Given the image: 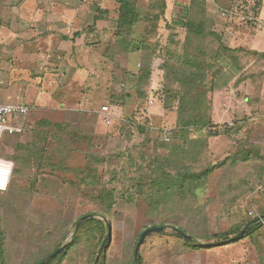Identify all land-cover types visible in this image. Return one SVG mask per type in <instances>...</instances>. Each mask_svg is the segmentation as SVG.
<instances>
[{
  "label": "rangeland",
  "instance_id": "rangeland-1",
  "mask_svg": "<svg viewBox=\"0 0 264 264\" xmlns=\"http://www.w3.org/2000/svg\"><path fill=\"white\" fill-rule=\"evenodd\" d=\"M93 1L98 18L91 21L96 27L87 42L93 64L99 55L105 62L101 58L100 73L92 67L94 73L75 80L87 83L84 104L75 110L53 108L46 101L37 105L31 94L33 102L27 103L32 112L24 133L5 137L0 144V264H38L67 242L72 248L53 264H94L107 231L103 234L96 223L77 231L87 215H102L112 227L102 264H135L132 252L140 235L161 225L165 231L150 235L141 247V264H198L197 250L186 246L173 226L199 242L214 243L211 235L264 213V46L259 47L261 55L221 50L229 45L230 27L252 33L258 26L221 15L237 0H205V9L201 0H151L150 6L140 0L142 20L133 37L140 42L144 30L154 27V35L147 39L151 51H156L152 77L162 76L160 83L151 78L139 90L128 73L144 54L114 48L106 56L116 44L118 7L111 9L115 17L111 7ZM190 1L195 5L188 12ZM1 4L3 20L8 13L11 17L12 10ZM147 15L156 22L148 25ZM183 18L192 19L191 29L200 27L202 33L188 31L179 23ZM186 40L189 56L183 68L166 72L186 73L183 83L192 92L198 90L180 99L175 95L178 86L167 82L163 66L170 57H180V63L185 59ZM228 62H235L240 71L235 81ZM25 80L20 85L24 91L26 83L31 91H40L39 84L45 82L41 85L45 97L57 95L52 73L42 81L27 74ZM90 80L95 86L87 87ZM181 89L188 91L183 85ZM24 96L11 104L24 102ZM103 107L111 112L110 123L99 114ZM178 125L184 126L176 130ZM166 128L176 130L168 142L157 132ZM31 150L32 157L27 154ZM207 170V181L204 175L191 181L192 174L199 179ZM182 179L186 184L180 188ZM102 193L110 195L111 202L102 204ZM222 247L205 250L216 253Z\"/></svg>",
  "mask_w": 264,
  "mask_h": 264
},
{
  "label": "crops",
  "instance_id": "crops-1",
  "mask_svg": "<svg viewBox=\"0 0 264 264\" xmlns=\"http://www.w3.org/2000/svg\"><path fill=\"white\" fill-rule=\"evenodd\" d=\"M119 1L99 0V4L106 7L105 9L111 7V11L115 6L119 7ZM93 2V0H0L5 10H12L11 17L8 13L9 16L4 17V20L3 15H0L2 17V21H0V55L1 53L4 55L2 58L0 57V104H11L15 100L22 101L20 96L23 93L25 100L19 103L33 102L31 94H34L37 105L38 102L46 101L53 108L60 106L65 110H75L84 104L82 98L86 96L84 86L87 83H78L75 80L79 77H88V74L93 72L92 69L98 68L99 71L98 66H101V58H103L99 55L94 59L97 63L93 64L91 56L93 51L90 50V44L87 42L90 34L88 28L92 26L91 21L95 19L96 15L92 8ZM143 3L140 0L136 1L137 5ZM151 3V0H147L145 4L150 6ZM14 8L18 9L16 13L13 11ZM112 14L116 17L115 13ZM259 20L256 25L258 26L257 30L252 33H244L242 29L235 26L230 27L228 29L230 35L228 47L250 50L254 53L263 52L259 47L264 46V0ZM85 23H87L86 28L84 27ZM97 26L99 25L97 24ZM1 43L5 45L1 46ZM6 56L10 58H5ZM103 62H105L104 58ZM228 63L227 66H233L232 81H235L239 77L240 71L235 62ZM139 67L140 64L137 60L132 72L136 74ZM98 71L96 76L100 78L101 71L99 73ZM33 72L44 76L34 78L33 75L36 74ZM49 73H52L58 82V85H54L57 95L55 94L50 99L45 97L41 88L45 82L39 84L40 91L35 88L31 91L32 87L29 83H26L25 91L20 86L23 79L27 78V74H30L32 79H41L42 81L49 77ZM237 73L238 75H236ZM161 76L158 77L154 74L152 81L157 80L160 83ZM25 81L27 82V80ZM91 82L93 81L90 80L87 87L95 86ZM95 82L97 85L100 83L96 79ZM107 113L106 116L111 115L110 110ZM102 115L104 114L102 113ZM205 249L207 248L197 250L198 264H264V222L261 227L247 237L223 246L216 253L215 251L209 253Z\"/></svg>",
  "mask_w": 264,
  "mask_h": 264
},
{
  "label": "trees",
  "instance_id": "trees-1",
  "mask_svg": "<svg viewBox=\"0 0 264 264\" xmlns=\"http://www.w3.org/2000/svg\"><path fill=\"white\" fill-rule=\"evenodd\" d=\"M136 1L137 0H120L119 1V7L117 9L116 31H115L116 44H115V47H113V49L112 48H109L108 50H106V56L107 55H110V54L112 55V51L115 50L114 48H121L122 50H124V52H126L128 54H131V53L144 54L143 59H141V61H140V67H139L138 72L136 74H134V73H128L129 76L131 78H133V80L136 81V84L138 86V89L140 90V87L143 86V85H146L148 83V81H150L151 78H152V61H153V56L155 55V52L156 51L154 52L153 49L151 51V47H149V45H148L149 40H147L151 36L154 35V33H152L153 32L152 29L154 28L153 26H150V27H148L147 29L144 30V34H143V37L141 39L142 41L138 42V41H135L134 40L133 35H134L135 27L140 23V20H142L141 17H140V13L138 11V8H137ZM262 2H263V0H259V3H258L259 13H260V9H261V6H262ZM194 5H195V3L193 1L192 2L190 1L189 7H188V12L190 11V8H192ZM201 5L205 9L206 1L205 0H201ZM183 17H185V15H183ZM95 18H98V17H95ZM144 20L148 22V25L149 24H152L154 21L156 22L155 17H150V15L147 17V19L145 17ZM181 20H184V21L179 22V23H181L182 26L187 27L188 31H191L194 34L197 33V35L199 33H202V31L200 30V27L197 28V31H194L193 29H191L192 26H193V24H194L193 21H192V19L185 20V18H183ZM247 25L249 26V24H247ZM94 26L95 25L89 27L88 28V32H93L94 29H95ZM210 33H211V35H215L212 32H210ZM189 41L190 40H186L185 41V45H184V48H183V55L185 56V59L181 63L178 62V60H179L180 57L177 58V59H174L173 57H170V60L169 61H166L165 64H164V66H163V70L166 73L165 79L169 83H170V80H172L173 81V85L174 86H178V89L176 88L177 91L175 90L176 91L175 95H177L178 98H180V99H181V95H183L184 98H186L189 94H194V92L197 91L198 89L194 88V92H192V89H188V85L187 84L185 85L183 83L184 80H185V77H186V73H183V72L177 73V72H174V71H170L171 73L168 74V72H166V71L172 70V69L181 68L183 66L182 64L186 61L187 57L189 56V51H188V49H189ZM221 50L226 53V52H234L236 50L239 51V50H242V49H230L229 47L226 46V47H224ZM231 50H234V51H231ZM145 53H147L146 56H145ZM255 54L261 55L260 53H255ZM110 59L113 60L111 57H110ZM215 61H216V59L213 58V61H211V62L212 63H215ZM186 63H185V66H186ZM219 75H220V73H219ZM213 82H212V85H213ZM182 85H183L184 88H187L188 91H183L181 89ZM213 87L216 88V83L215 82H214ZM99 114L102 115L101 112ZM103 119H104V117L102 118V120ZM183 126L184 125H182V126L181 125L180 126L178 125V127H176V130L179 129L180 127L183 128ZM212 126H214V123H213ZM231 129L232 128L229 127L227 129L228 132H230ZM176 130H175V132H176ZM214 134H219V133L216 132ZM27 154H28V156L31 155V157L34 155V153H33L32 150L29 153H27ZM209 171L210 170H207L205 174H201L200 177H199V179L197 178V175L196 174H192V178L194 177V179H191V181L197 182L199 180H202L203 179V175L205 176L204 177V182L207 181L208 178H209V175H208L209 174ZM90 176H91L92 180L95 179V177L92 175V172H91V175ZM187 181H190V180H187ZM179 183H180V188H181L182 187V184H186V180H183L182 179L181 181H179ZM101 195H102V197H101L100 201L102 202V204H104L106 202H111L110 201L111 200V196L110 195H107V194H104V193H102ZM263 214L264 213L260 214V216L263 215ZM260 216L254 217L251 220H247L243 225L235 226V227L231 228L230 230L226 231L225 233L211 235L210 238L214 239V243L215 242H219V241H223V240H227V239L232 238L236 234H238L242 229L247 228L249 230V232L246 233L243 236V238H245L249 234H251L252 232H254L255 230H257L259 227H261L263 221L260 219ZM88 223L89 224L90 223H96V225L99 226V229L102 230L103 234H105L106 231H107L106 224H104V222H102L101 220H95V219H91V220H88L86 222L84 221V223H81L80 225L78 224L77 227H76V230L77 231L78 230L80 231ZM161 226H164V225H161ZM161 226H155V227H161ZM164 227H166V226H164ZM172 228L175 230L176 236L179 237V238H182L181 237L182 234H187L186 233V230L185 229H182V227L173 226ZM188 235H191V236H193L196 239V236L195 235H193V234H188ZM139 239H140V237H139ZM139 239H138V241H139ZM201 239L202 240L203 239L205 240L206 238H201ZM110 240L108 241V244L105 246V249H104V251L101 254V257L105 253L107 246L110 244ZM138 241L136 242L135 247H134V251L132 252L133 257H134V254H135V248L137 246ZM145 241H144V243H145ZM183 242L185 243L186 246H189L192 249H195V250L201 249V247L193 246V245H191L189 242H187L184 239H183ZM144 243H143V245H144ZM207 243H210V242H207ZM61 246H62V244H59L53 250V252H51L47 256L41 258L39 260L38 264H40L45 258H47L49 255H51L52 253H54ZM72 246H73V244H71V245L69 244V246L62 253H60L56 258H54L53 260H51L47 264H53L58 259H62L63 256L66 255L67 252L72 248ZM140 256H141V253H140ZM100 260H101V258H100ZM134 263L136 264L135 257H134ZM99 264H102V263L99 262Z\"/></svg>",
  "mask_w": 264,
  "mask_h": 264
},
{
  "label": "built area",
  "instance_id": "built-area-1",
  "mask_svg": "<svg viewBox=\"0 0 264 264\" xmlns=\"http://www.w3.org/2000/svg\"><path fill=\"white\" fill-rule=\"evenodd\" d=\"M258 3L259 0H237L230 7L222 9L221 15L230 19L236 18L251 26L257 25L259 23ZM31 112L32 107L27 103L0 104V144L5 137L24 133V123ZM107 112L108 107H103L101 113L105 115V122L110 123L111 115L106 116ZM157 132L163 141L168 142L174 135L175 129H159ZM250 214L253 215V213Z\"/></svg>",
  "mask_w": 264,
  "mask_h": 264
},
{
  "label": "water",
  "instance_id": "water-1",
  "mask_svg": "<svg viewBox=\"0 0 264 264\" xmlns=\"http://www.w3.org/2000/svg\"><path fill=\"white\" fill-rule=\"evenodd\" d=\"M91 218H98V219L104 220L105 224H106V227H107L106 238L104 239V241H103V243H102V245H101V247L99 249V252H98V254L96 256L95 262H94V264H99L100 258H101V254L104 251L105 246L108 244V241L111 239L112 227H111V224L108 222V220L102 215H87V216L81 218L78 224L80 225L84 221H86L88 219H91ZM261 220L264 222V214L261 216ZM164 231H165V227L164 226L151 227V228H148L145 231H143V233L141 234L140 239H139V241L137 243V246L135 248L134 257H135V260H136V264H141L142 263L141 256H140V250H141V247H142L144 241L147 239V237H149L152 234H160V233H162ZM248 232H249V230L247 228H244L238 234L233 236L232 238L227 239V240H223V241H219V242H215V243L199 242L193 236L188 235V234H182L181 237L184 240H186L187 242H189L193 246H198V247H201V248H214V247L225 246V245L234 243L236 241H239ZM68 246H69L68 242L63 244L54 253H52L47 258H45L40 264H47L48 262H50L51 260L56 258L60 253H62Z\"/></svg>",
  "mask_w": 264,
  "mask_h": 264
}]
</instances>
